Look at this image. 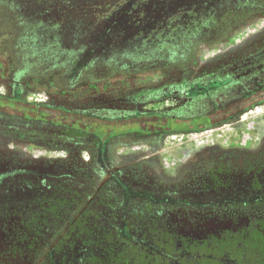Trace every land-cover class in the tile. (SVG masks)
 <instances>
[{"label": "rangeland", "instance_id": "1", "mask_svg": "<svg viewBox=\"0 0 264 264\" xmlns=\"http://www.w3.org/2000/svg\"><path fill=\"white\" fill-rule=\"evenodd\" d=\"M210 9L217 15L218 36L200 44L190 57L170 63L151 58L149 55L158 54L153 52L156 48L141 41L133 40L108 51L91 48L78 39L77 32L68 35L59 25L54 26L60 20L41 15V6L33 5L28 10L16 1L0 0V92L10 93L11 69L17 71L20 66L26 80L36 84L24 91L28 102L38 101L47 108L57 107V101L67 109L86 106L87 97H103L107 101L102 105L114 108L108 115L141 112L139 108L147 107L149 94L157 92L160 99L176 97L159 95L158 91L188 74V70L200 65H221L223 62L217 61L228 51L245 48L243 54H237L250 58L264 50V0H218ZM253 35V40L261 38L259 46L249 47ZM104 56L108 60L102 61ZM256 63L250 64L252 70ZM133 96L138 97L137 102ZM258 109L244 114L239 121L250 126L255 116L264 112V106ZM60 128L43 124L41 150L22 154L26 155V164L0 168V264L65 263L64 255L70 247L65 249L63 233L84 213L89 216L85 217L86 225H79L75 233L83 232L87 226L89 233L74 238L73 252L82 245L94 244L97 238L105 242L110 230L116 236L120 232L114 240L116 244H112L117 248L120 236H128L129 229L155 228L204 239L220 230L239 229L264 220V201L254 198L264 192V164L237 159L233 164H216L219 173L209 164H182L187 177L176 179L173 164H146V159H140L141 152L134 154L142 163L98 164L93 171L89 168L93 164L85 161L88 149H68V137ZM227 128L165 137L161 144L185 141L191 147L181 156L201 151L202 160L206 161L209 146L220 141L231 143L235 138L244 143L249 135L229 136ZM233 128L230 124V134L234 133ZM119 146L122 147L118 144L115 150ZM120 153L126 157L133 154ZM35 161L38 164H33ZM210 194L216 196L203 199ZM46 201L51 207H44ZM45 209L52 212L45 215ZM50 223L54 228L44 227ZM34 227L41 228L43 234L35 235ZM88 256L87 251H81L69 256L68 264H86Z\"/></svg>", "mask_w": 264, "mask_h": 264}, {"label": "flooded vegetation", "instance_id": "2", "mask_svg": "<svg viewBox=\"0 0 264 264\" xmlns=\"http://www.w3.org/2000/svg\"><path fill=\"white\" fill-rule=\"evenodd\" d=\"M212 15H214L213 19H211ZM217 24V15L211 12L204 21L201 20L197 32L191 39H186L180 49H171L164 55L158 53L149 56L170 63L190 57L200 44L218 36ZM253 37L255 36L250 38L247 45L249 47L250 45L251 47L259 46L257 42L261 38L258 36L253 40ZM244 50L245 48L234 51L235 53L228 51V54L222 55L221 59H218L217 62H223L221 65L196 66L194 70H188V74H183L179 80L163 85L162 90L158 91L160 92L159 95L165 93L167 95L173 94L176 97L160 99L157 92L156 94H149L148 100L149 98L150 100L146 102L147 107H140L139 111L141 112L117 116L107 114L114 111V108L107 107L106 104L102 105L107 101L103 97H87V100L84 101L86 106L79 107L74 103L75 108L67 109L60 107L57 101L55 102L57 107L50 106L47 108L38 101L28 102L23 95L24 91L26 87H33L36 84H33L31 80H26L20 66L17 67V71L12 68L8 83L10 93L0 92V168H5L7 164H26L24 159L26 155L22 156V154L26 152L35 154L41 150L43 124L61 127L58 130H64L63 133L68 137L66 141L68 149L80 151L74 146L82 147L81 150L88 149L87 154L89 156L87 159L85 158V161L87 164H93L92 167H89L93 171L98 169V164L142 163L139 157H135L134 154L141 152L142 154L147 153L145 155L140 154V159H146V164H173L175 168L172 170L175 171L174 177L176 179H179L178 176L187 177L188 172L182 169L184 168L182 164H209L210 167L216 169L217 173H219V167L216 164H233L237 159L244 160V163L248 162V164H264V161H260L264 158V112L257 114L256 120L250 126H244L243 121H239L244 114L256 112L259 110V106H264V68H261L264 50L250 58H247V55L245 58L238 56L237 53L241 55ZM234 57L235 59H233ZM103 58L102 61L108 60L107 56ZM254 62L257 63L252 70L250 64ZM132 99L137 102L138 97L133 96ZM112 104L114 103L112 102ZM135 104L138 106L137 103ZM149 104L150 107H148ZM230 124L234 127V133L231 134ZM224 126H228L226 130H228L227 135L229 136L240 138L241 134L247 135L249 133V135L245 137L244 143L235 138L231 143L220 141L209 146V155H206V161L202 160L201 151L200 154L193 156H186V154L181 156V153H185L191 147L185 141H179L181 143L170 141L172 144L166 146L161 144V142H165L163 140L165 137L173 138L174 135L185 137L188 134L213 131L215 128ZM219 131L224 132L223 129ZM219 134L222 136V133ZM80 143L82 144L80 145ZM184 143L185 145H183ZM118 144L122 147L119 146L115 150ZM112 151L115 152L112 153ZM121 151L132 152L133 154L126 157L120 153ZM161 151L163 153L159 154ZM166 153L171 154L165 158ZM34 156L29 157L33 158ZM256 158H259V161ZM33 164L38 163L35 161ZM182 181L184 182V180ZM215 196L210 194L203 199L209 200ZM254 198L264 201V192L255 195ZM223 199L225 200L226 197ZM43 205L47 208L51 207L48 201L44 202ZM51 212L50 209L44 210L45 215ZM85 217L88 218L89 216L84 213L83 216L75 220L77 222H74L75 225L73 224L72 229L70 228L63 233L65 241L63 245L65 249L70 247L67 254L64 255L65 263L63 264H68L69 256L79 255L81 251L84 253L87 251L89 255L84 261L86 264H115L119 253L122 252L125 239L152 248L155 242L169 244L171 238L178 245H181L186 241H211L213 237H220L224 232H249L257 228L264 232V220L248 223L239 229L220 230L217 235L209 234L204 239H196L190 235L171 233L155 228L140 231L129 229L130 234L120 236L119 246L114 248L112 244L116 238L118 239L120 232H117L116 236L110 230L104 238L105 242L97 238L96 241L98 242L95 241L92 245L91 242L89 245L84 243L85 245L80 246V250L73 252L71 247L74 245H72L74 238L81 237V234L87 236L89 233L88 226L83 227L84 233H75L79 225H83L84 222L86 225ZM44 227L54 228L51 223L44 225ZM33 229L36 230L35 235L42 233L41 228L34 227ZM70 263L79 264L78 262Z\"/></svg>", "mask_w": 264, "mask_h": 264}, {"label": "trees", "instance_id": "3", "mask_svg": "<svg viewBox=\"0 0 264 264\" xmlns=\"http://www.w3.org/2000/svg\"><path fill=\"white\" fill-rule=\"evenodd\" d=\"M28 10L41 6L69 34L108 51L141 41L167 54L191 39L218 0H11ZM58 17V18H57ZM214 18L212 15L211 19ZM64 20V21H63ZM177 50V49H175ZM142 58V57H139ZM150 58V57H148ZM152 58V57H151ZM150 248L125 239L115 264H264V232H224L203 242L174 239Z\"/></svg>", "mask_w": 264, "mask_h": 264}]
</instances>
